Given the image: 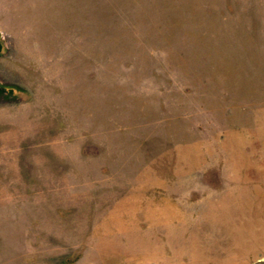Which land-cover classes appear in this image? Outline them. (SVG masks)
Segmentation results:
<instances>
[{
  "label": "rangeland",
  "instance_id": "rangeland-1",
  "mask_svg": "<svg viewBox=\"0 0 264 264\" xmlns=\"http://www.w3.org/2000/svg\"><path fill=\"white\" fill-rule=\"evenodd\" d=\"M0 264H264V0H0Z\"/></svg>",
  "mask_w": 264,
  "mask_h": 264
}]
</instances>
